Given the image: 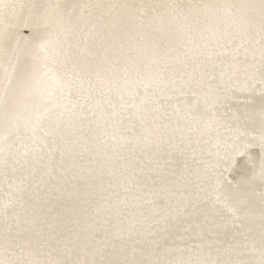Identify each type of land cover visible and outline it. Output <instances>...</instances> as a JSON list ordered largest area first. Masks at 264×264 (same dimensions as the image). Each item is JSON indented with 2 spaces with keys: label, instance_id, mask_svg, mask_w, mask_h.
I'll return each instance as SVG.
<instances>
[{
  "label": "rangeland",
  "instance_id": "obj_1",
  "mask_svg": "<svg viewBox=\"0 0 264 264\" xmlns=\"http://www.w3.org/2000/svg\"><path fill=\"white\" fill-rule=\"evenodd\" d=\"M23 2L27 7L22 21L13 16L0 18V30L5 26L14 28L18 22L23 25L0 73V104L4 102V93L20 88L22 92L17 99L11 98L9 92L6 108L16 102L19 110L36 111L30 120L23 119L25 115L15 110L10 118L4 117V113L1 121L4 131L26 130L41 144L48 160L45 179L57 163L53 153L60 146L64 155L73 151L80 153L83 147L96 152L112 149L114 154L133 144L143 157L135 169L143 179L164 157L165 153L158 150L170 140V152L183 153L182 170L188 163L199 164L197 158L202 156L198 154L199 148L211 144L203 155L214 153L226 161L223 178L227 184L236 187L243 181L250 182L257 195H264L261 150L258 143L251 142H258L261 134L256 112L264 100V6L261 0H135L132 13L119 7L109 18L85 16L78 19L83 14L80 11L64 21L41 15L40 7L47 0ZM17 7L22 5L18 3ZM6 11L10 10L1 3L0 12ZM32 28L36 29L33 34L29 32ZM44 28L60 29L53 45L25 57L20 66L23 72L12 80L29 36L38 38V30ZM9 35L13 36L12 31ZM3 46L7 47V43L0 39V51ZM169 103L176 109L180 104L193 109L198 107L205 117L193 113L192 120L184 122L175 117L169 124L161 108ZM232 103L236 105L223 114L229 119L223 123L221 132L216 136L207 133L209 120L214 118L219 122V106ZM81 107L90 108V116L96 109L101 120H106L111 128L125 126L131 143L120 134L115 135V139L92 134L85 139L75 137L72 144H64L60 136L66 126L76 131L81 127ZM147 110L159 118L146 127L145 135L150 138L135 133L128 121L131 116H144ZM194 125L201 135L197 141L181 136V132ZM158 128L164 129L161 132ZM181 142L184 145L180 148ZM110 151L106 153L108 157ZM98 190H91V195ZM60 211L61 215L67 213ZM234 223L232 227L241 229L244 236L241 219L236 218ZM121 232L119 228L112 229L105 240L120 238V246L131 244L132 239L121 237ZM61 238L59 234L55 242L62 263L77 264L76 258L68 261L69 251L62 246ZM6 245L15 251L26 249L16 240ZM185 247L188 249L190 245ZM90 263L88 260L85 264Z\"/></svg>",
  "mask_w": 264,
  "mask_h": 264
},
{
  "label": "bare ground",
  "instance_id": "obj_2",
  "mask_svg": "<svg viewBox=\"0 0 264 264\" xmlns=\"http://www.w3.org/2000/svg\"><path fill=\"white\" fill-rule=\"evenodd\" d=\"M134 1L47 0L40 12L59 21L80 11L83 14L78 19L85 16L109 18L119 7L132 13ZM1 3L10 11L0 12V18L24 19L27 5L23 0H0ZM18 3L21 8L17 7ZM22 28V23L18 22L14 28L5 26L0 30V39L7 43V47L3 46L0 51V73ZM34 31V28L29 30L31 34ZM59 31V28H44L38 30V38L29 36L12 80L23 72L22 67L20 70L22 60L48 50ZM9 92L4 93V102L0 104V261L39 260L42 264H63L55 242L59 234H62V246L69 251L68 261L76 258L77 264H85L88 260L90 264H193L196 261L200 264H229L260 259L264 243V195H257L250 182L243 181L236 187L227 184L223 178L226 161L214 153L203 155L211 144L199 148L198 154H202L197 158L199 164L188 163L182 170L183 153L170 152V140H167L158 150L165 153L164 157L143 179L135 170L143 157L136 152L134 144L114 154L112 149L96 152L83 147L80 153L73 151L64 155L60 146L53 153V160L57 163L45 179L48 160L37 139L26 130L3 129L1 118L4 113V117L8 115L10 118L17 110L23 117L25 115L23 119H29L36 111L19 110L16 102H9L6 108ZM21 92L22 89L13 88L11 98L17 99ZM235 105H220L219 122L216 123L214 118L209 120L206 132L218 135L223 123L229 119L223 114ZM161 108L169 124L175 117L186 122L193 119V113L204 116L200 108L191 109L186 104H180L176 109L169 103ZM89 109L81 107L79 130L66 126L60 136L64 144H72L75 137L85 139L92 134L111 139L120 134L131 143L125 126L111 128L106 120H101L96 109L93 115H88ZM256 117L258 129L264 131V100ZM156 119L159 118L147 110L144 116H131L128 121L135 133L146 138V127ZM169 132L170 129L165 136ZM181 136L197 141L201 135L194 125L181 132ZM183 145L181 142L179 147ZM109 150L111 155L108 157ZM110 167L114 170H109ZM93 189H99L98 193L91 195ZM60 210L67 213L61 215ZM236 218L245 226L243 233L246 236L242 235L241 229L232 227ZM115 228L122 231L121 237H130L132 243L120 246V238L106 241V234ZM15 240L26 249H9L6 244ZM185 245L190 248L186 249ZM30 246L33 248L29 249Z\"/></svg>",
  "mask_w": 264,
  "mask_h": 264
},
{
  "label": "snow or ice",
  "instance_id": "obj_3",
  "mask_svg": "<svg viewBox=\"0 0 264 264\" xmlns=\"http://www.w3.org/2000/svg\"><path fill=\"white\" fill-rule=\"evenodd\" d=\"M262 6H264V0H261ZM255 139V138H254ZM259 148L261 150V174L264 175V131H261V134L258 138ZM0 264H42L39 260H32V261H16V260H7V261H0ZM47 264V262H44ZM76 264V262H73ZM193 264H200V262L196 261ZM219 264V262H217ZM229 264H264V243H262L260 249V259L257 260H249V261H238V262H229Z\"/></svg>",
  "mask_w": 264,
  "mask_h": 264
}]
</instances>
